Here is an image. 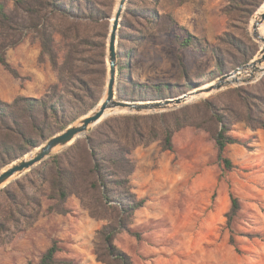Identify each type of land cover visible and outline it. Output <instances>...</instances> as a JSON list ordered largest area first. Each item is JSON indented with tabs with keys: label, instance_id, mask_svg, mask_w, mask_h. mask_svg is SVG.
Wrapping results in <instances>:
<instances>
[{
	"label": "rangeland",
	"instance_id": "1",
	"mask_svg": "<svg viewBox=\"0 0 264 264\" xmlns=\"http://www.w3.org/2000/svg\"><path fill=\"white\" fill-rule=\"evenodd\" d=\"M15 1L0 0L10 17L5 27L0 24V44L6 47L11 67L0 63V100L42 98L55 85L65 96L58 118L50 115L38 129L29 130L28 138L40 145L79 121L101 100L107 81V40L117 0L68 1L67 6L80 3L95 12L93 18L81 20L53 9L48 0H26L19 7ZM263 3L127 0L118 35L117 98L120 78L122 90L129 93L137 83H170L167 96H178L250 61L259 50L250 22ZM155 9L160 19L150 16ZM168 14L200 40L181 47L177 35H184V30L176 27ZM42 31L52 35L59 63L72 45L80 47L78 57L91 61L86 67L91 71L85 76L89 79L86 84L76 81L64 93L51 58L43 50ZM103 65L105 83L96 103ZM254 84L239 86L255 90ZM239 86L188 103L213 99L227 111L232 122L229 132L241 140L226 148L233 168L226 169L219 157L213 136L217 125L203 109L192 112L197 125H185L174 133L172 150L164 149L161 138L151 135L149 143L132 150L135 170L130 183L137 200L143 199L144 204L129 216L128 228L114 238L132 264H264V128L248 124L237 93L231 91ZM150 113L160 112L136 114ZM125 114L135 113L104 117L85 135L0 188V264H38L53 242L59 246L55 255L58 264H110L98 259L96 248L102 245L98 232L123 212L103 211L104 217H96L75 194L59 203L50 180L58 155L78 140L97 135L105 121ZM149 124L146 121L145 126ZM26 147L22 142V148ZM9 159L4 152L0 155V170ZM232 195L240 208L230 220Z\"/></svg>",
	"mask_w": 264,
	"mask_h": 264
},
{
	"label": "trees",
	"instance_id": "2",
	"mask_svg": "<svg viewBox=\"0 0 264 264\" xmlns=\"http://www.w3.org/2000/svg\"><path fill=\"white\" fill-rule=\"evenodd\" d=\"M68 1L74 0H48L53 9L69 16H76L74 17L76 19H89L95 16V12L89 7L83 8L80 3H77V6H67ZM155 1L158 2V0ZM177 1L184 3L188 0ZM85 2L87 3V0ZM20 3L26 4L27 2L26 0H17L15 1L16 7H19ZM128 10L127 8L126 14ZM35 11L37 12L35 9L29 10V12ZM150 16L154 20L161 18L157 9L150 12ZM167 16L173 22L175 21L172 15L168 14ZM9 19V15L5 12V4L0 3V24L2 27L6 26L5 20ZM125 22L124 18L122 24L125 25ZM175 25L178 28H183L177 21H175ZM34 26H38V24ZM183 30L184 35L182 32L177 35L181 47H191L200 40L185 28ZM41 37L43 50L51 58L58 78L64 86V93L71 85L74 86L76 81H79L80 84H86L89 81L85 76L91 74V71L86 69L90 66L91 61L87 59L84 61L78 57V54L81 53L79 46L72 45L64 62L59 63L52 44V35L42 31ZM85 44H89V41L86 40ZM5 49V45L1 43L0 63L11 68L5 56ZM181 64L184 66L183 63ZM99 75L101 89L95 97L96 103L100 99L105 83L106 68L104 65L101 67ZM119 83L118 98L129 100L169 97L166 92L172 86L170 83H137L129 93L127 90H122L123 78H120ZM58 87L59 85H55L54 89L42 98L18 96L12 102L0 100V155L4 152L10 157L6 163L12 162L39 145L28 138L29 130L38 129L50 115L58 118L61 106L65 101V96L58 91ZM254 88L255 90L239 86L231 91L237 93L238 101L246 111L248 124L253 128H264V75L255 82ZM195 109L207 111L211 120L216 123L217 127L213 136L219 157L226 169L233 168L232 160L225 154L226 148L229 144L240 143L241 140L230 134L232 122L228 113L213 99H205L200 103L188 104L167 112L125 114L114 120H107L102 124L103 128L97 135H90L84 140H78L65 153L56 157L58 161L56 167L52 168L50 182L53 197L59 203L65 202L72 194H75L81 199L82 205L96 217H104L102 212L110 210L114 213L122 211L124 214L117 221H110L98 232L102 242V245L96 248L99 260L110 264H132L130 256L114 243L115 235L128 228L129 216L144 204V200H137L135 193L132 192L130 176L135 170V163L130 157L132 150L140 144L149 143V135L153 136V139L161 138L162 147L172 150L174 133L185 125H197L194 121L195 117L192 115ZM146 121H149L150 124L145 126ZM22 142L28 145L27 149L22 148ZM19 147L20 152L14 153ZM239 208L237 197L232 195L230 220ZM59 211L66 212L64 209H59ZM58 250L57 242H53L38 264H58L55 258Z\"/></svg>",
	"mask_w": 264,
	"mask_h": 264
},
{
	"label": "water",
	"instance_id": "3",
	"mask_svg": "<svg viewBox=\"0 0 264 264\" xmlns=\"http://www.w3.org/2000/svg\"><path fill=\"white\" fill-rule=\"evenodd\" d=\"M126 2L127 0H121L119 8L116 11L115 19L113 21L112 27L109 30L108 45H107V51H108L107 73L109 74V77L106 81V86L104 89L106 90V97L102 100L99 108L90 114H88L89 112H87L86 114L88 115L84 114L86 116L83 117V119H81L79 124H75V123L70 124L64 130L58 133H55L53 136H51L44 143V145L40 144L36 146V147H40V149L37 152H35V154H33L30 158H25L24 156L26 154H24L22 157L16 158L12 162L8 163L7 165H10V166H8L6 169L2 171V169L6 167L7 165L4 166L0 170V184L8 180L15 173L24 172L25 170H28V169L30 170L36 165H38L39 163H41L47 157L52 155V150L54 147L58 145H61L62 147L68 145V142L73 140L76 137V135L80 134L81 132H85L83 134L85 135L86 132L91 128V125L100 120V118L103 116L105 110L108 107L120 106L123 108H128L129 110L128 112L130 113H149V112L167 111V110L178 108V104H180L183 98H186L188 95L201 94V93L212 94L214 92L221 91V90H224L232 86L249 84L254 80V78L257 76L258 73L260 72L264 73V65H263L264 46H263L261 50V55L258 57V59H256L255 62L252 61L251 59L250 61L246 63L236 66L232 70L210 81V82H213L211 85L206 86L207 84L206 83L204 85L196 86L190 91L185 92L181 95L159 98V99L129 100V99L117 98V95H116V85H117V75H118V47L117 45H118L119 27L121 24L120 21H121L122 14L126 6ZM261 20H264V12L261 14ZM255 63L257 65L251 75L245 76L241 74L243 70L247 69L251 65L253 66Z\"/></svg>",
	"mask_w": 264,
	"mask_h": 264
},
{
	"label": "bare ground",
	"instance_id": "4",
	"mask_svg": "<svg viewBox=\"0 0 264 264\" xmlns=\"http://www.w3.org/2000/svg\"><path fill=\"white\" fill-rule=\"evenodd\" d=\"M120 2L121 0H117L116 3H115V7H114V12H113V15L111 17V23H110V29L112 27V24H113V21L115 19V14H116V11L118 10L119 8V5H120ZM264 12V3L258 8V10L255 12L254 16L252 17L251 19V22H250V32H251V35L253 36V40L254 42L256 43V45L258 46V53L252 58V61H256V59H258V57L261 55V50L264 46V20H261V14ZM107 45H108V40H107ZM256 63L250 67H248L247 69L243 70L241 72L242 75H245V76H249L253 73L255 67H256ZM264 65V63H263ZM264 73L263 72H260L257 74V76L254 78V80L251 82V83H255L257 82L258 80H260L262 77H263ZM109 77V74L107 73V79ZM213 82H208L206 84L207 85H211ZM249 83V84H251ZM235 85V84H233ZM206 95H209V93H201V94H193V95H188L186 98H183L182 102L180 104H178V107L182 106V105H185V104H188L192 101H194L195 99L197 98H200V97H204ZM106 97V90H104V93H103V98L99 101V104L91 111H89L88 114L94 112L95 110H97L99 108V106L101 105V102L102 100ZM128 108H123V107H120V106H111V107H108L103 116L100 118L99 121H101L104 117L108 116V115H111V114H115V113H120V112H128ZM86 114V115H88ZM86 115L82 116L79 121H77L75 124H79L81 119H83V117H85ZM98 121V122H99ZM98 122L92 124L91 126L97 124ZM85 132H81L80 134L76 135L75 138H78L80 136H82ZM74 138V139H75ZM73 140H71L70 142H68V144L72 143ZM44 145V143H43ZM62 146L61 145H58L56 147L53 148L52 150V153L56 152L57 150H59ZM40 149V147H36L34 149H32L31 151H29L24 157L25 158H30L33 154H35V152H37L38 150ZM14 163V162H13ZM8 166L10 165H7L6 167H4L2 169V171L4 169H6ZM29 170V169H28ZM28 170H25L24 172H18V173H15L14 175H12L8 180H6L5 182H3L2 184H0V188L1 187H4L8 182H10L11 180L21 176L22 174H24L26 171Z\"/></svg>",
	"mask_w": 264,
	"mask_h": 264
}]
</instances>
